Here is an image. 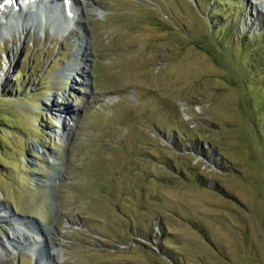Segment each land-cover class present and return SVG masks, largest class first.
Masks as SVG:
<instances>
[{"label": "rangeland", "instance_id": "1", "mask_svg": "<svg viewBox=\"0 0 264 264\" xmlns=\"http://www.w3.org/2000/svg\"><path fill=\"white\" fill-rule=\"evenodd\" d=\"M98 1L76 35L2 30L0 215L57 233L62 264H264V9ZM75 36L94 40L89 100L61 76ZM29 249L0 264H58Z\"/></svg>", "mask_w": 264, "mask_h": 264}, {"label": "bare ground", "instance_id": "2", "mask_svg": "<svg viewBox=\"0 0 264 264\" xmlns=\"http://www.w3.org/2000/svg\"><path fill=\"white\" fill-rule=\"evenodd\" d=\"M4 1L5 0H0V4ZM35 1L33 5L34 8L37 9L35 13L33 12V8L31 9V6H26L24 3L20 4L18 0H15V5L10 8L4 5L3 10L0 11V33L1 30L18 28H20V30L38 29L41 31L46 26L52 27L53 23H58L60 27L73 24L75 28L72 27L71 32L76 35L79 29H84V20L87 21L89 18L98 14H100V17L97 18L103 20V13H98L95 9L93 11V7L99 2L98 0H68V2L64 4L63 0H57L54 7L50 2L52 0ZM254 6L255 8L264 9V0H255ZM66 7H70V13L73 14L72 18H69L68 15L66 16ZM14 8L19 10L17 15H13L12 13ZM75 37H77L79 41L75 40L76 48L73 50L74 64L62 70L61 76L68 82L70 89L79 90L82 95L89 100L94 94L92 91H89L93 83L88 80V72H91L92 66V64H88V62L93 63V60H89L88 58L91 56V51H93L94 40L93 37L87 40L78 36ZM48 102L45 104L49 107V110L56 113L55 116L59 122L56 130L53 131V137L61 143L70 142L73 138V131L77 128L79 123L78 119L75 117V112L65 107L64 110H67L68 119L64 115H60L62 112L58 110L57 107V104L60 103L59 101L56 102L54 98H49ZM67 119L69 122L66 126ZM68 126H73V128H69ZM42 154L45 155L44 152ZM51 163H54V161H51ZM57 178L58 175L56 178L50 179L49 182H45L43 185L50 188ZM3 211L6 214L8 213L4 209ZM0 218L3 219L2 222H4L5 218L8 219L9 217L0 215ZM9 219L11 222H14L12 226L14 232L12 236H7L6 240L0 242V258H2V256H8L11 253L18 254L22 248H30L29 252L31 251L30 254L34 256V258L36 257L37 262L47 259L53 260L58 264L64 263L66 259V256L63 254L64 243L58 239L59 236L57 233L50 232L48 234L43 229L42 231L27 220L17 221L14 217ZM37 225L41 226V223ZM48 241L52 242V246L49 247L48 256L44 258L40 251H44L42 247H44L45 243H48Z\"/></svg>", "mask_w": 264, "mask_h": 264}, {"label": "trees", "instance_id": "3", "mask_svg": "<svg viewBox=\"0 0 264 264\" xmlns=\"http://www.w3.org/2000/svg\"><path fill=\"white\" fill-rule=\"evenodd\" d=\"M218 2L219 3H223L222 5H224V6H226L227 4H231V3H235V4H237V5H241L242 6V2L243 1H241V0H239V1H235V2H232V1H229V0H215V2H214V4H218ZM21 73H23L22 71H21Z\"/></svg>", "mask_w": 264, "mask_h": 264}]
</instances>
